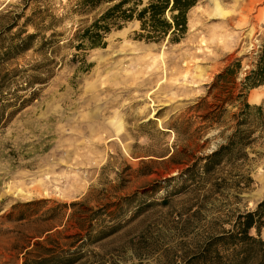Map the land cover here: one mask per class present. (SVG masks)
I'll use <instances>...</instances> for the list:
<instances>
[{"label":"rangeland","instance_id":"rangeland-1","mask_svg":"<svg viewBox=\"0 0 264 264\" xmlns=\"http://www.w3.org/2000/svg\"><path fill=\"white\" fill-rule=\"evenodd\" d=\"M80 1L0 0V264H264V85L245 84L264 0H199L179 42L132 21L88 50L109 4Z\"/></svg>","mask_w":264,"mask_h":264},{"label":"trees","instance_id":"trees-1","mask_svg":"<svg viewBox=\"0 0 264 264\" xmlns=\"http://www.w3.org/2000/svg\"><path fill=\"white\" fill-rule=\"evenodd\" d=\"M199 0H81L80 6L83 8L96 7L102 4H109L106 12L95 22L81 31L77 38L80 40L77 49L88 50L105 46L106 35L113 29H121L127 22L138 21L141 24L140 38L151 41L161 42L170 39L172 42H179L188 32L189 26V13L197 6ZM23 41L22 43H24ZM25 48L24 46L16 45L11 50L13 55H16L17 49L20 51ZM16 50V51H15ZM11 53V52H10ZM1 63L9 61L0 58ZM241 68V62L238 61L235 65L229 67L223 75H219L218 80H225L228 76L235 73V69ZM246 87L257 88L264 85V46L261 51L257 67L250 72L245 78ZM12 78H9V72H4L0 66V121L4 118L8 109V104L4 102V90L8 89L12 84ZM249 104L245 105V111L242 113L246 115L251 110ZM262 115V107L256 108ZM246 112V113H245ZM244 125V123H242ZM239 125L233 135V140H242V135L246 133L243 126ZM242 127V128H241ZM232 147H225L221 150L213 152L207 156L202 165V170L205 174H214L218 167L219 159L224 155L234 154ZM241 152V150H240ZM200 163V159L198 161ZM257 213H250L246 216L247 222L244 223V233L248 236L249 232L256 228L257 231L261 227L256 226L255 216ZM249 237V236H248ZM23 264H74L72 260H39L34 263L25 261Z\"/></svg>","mask_w":264,"mask_h":264},{"label":"bare ground","instance_id":"bare-ground-1","mask_svg":"<svg viewBox=\"0 0 264 264\" xmlns=\"http://www.w3.org/2000/svg\"><path fill=\"white\" fill-rule=\"evenodd\" d=\"M214 6L218 9V11H221L220 10V7H219V2H218V0H214ZM256 97V95L254 94L253 96H252V98H255ZM121 125L119 124V127H120Z\"/></svg>","mask_w":264,"mask_h":264}]
</instances>
